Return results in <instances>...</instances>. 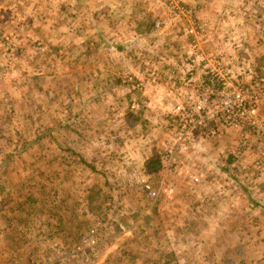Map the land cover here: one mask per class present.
<instances>
[{"label": "rangeland", "instance_id": "374dc122", "mask_svg": "<svg viewBox=\"0 0 264 264\" xmlns=\"http://www.w3.org/2000/svg\"><path fill=\"white\" fill-rule=\"evenodd\" d=\"M3 1L0 174L22 172L23 157L16 147L7 150V144H19L23 129L34 128L37 137L50 127L58 132V153L62 154L58 171L67 175V169L73 170L70 176L75 179L70 181L82 205L85 197L79 183L91 177L89 173L127 174L125 168L131 166L129 172L135 174L140 164L139 172L145 176L136 185L144 197L139 204L96 194L92 222L74 245L80 240L84 246L78 245L77 252L72 247L63 264H264V228L258 219L264 212V99L256 106L253 124L219 127L214 135L192 131L180 143L177 121L170 114L178 101L183 104L188 96L196 98L218 88L221 77L237 87L264 71V0H179L189 12L177 13V22L168 0ZM97 2L103 6L93 10ZM109 3L134 7L132 13L142 16L146 24L142 30L149 29L155 37L137 41L129 34L127 22H117L119 18L110 22L106 10L115 8L110 9ZM158 18L162 22L156 27ZM169 30L181 38L176 43L185 47L178 56L181 65L189 73L202 65L205 78L189 75L169 112L160 113L147 106L145 97L157 82L150 61L163 62L172 56L168 54L172 43L165 39ZM103 32L108 39L101 37ZM188 53L196 58L193 63ZM215 62L222 71L207 70ZM47 79L58 81V113L52 121L44 119L40 96L32 97L37 85ZM19 98L28 100L26 109L15 102ZM131 111L138 121L128 127L122 117ZM37 115L42 118L38 120ZM94 115L100 120H92ZM208 126L218 124L209 121ZM156 140L162 143L155 153L149 152L147 147ZM67 142L87 155L64 153L60 149ZM168 149L176 163L163 167L159 158ZM154 156L159 168L148 172L145 161ZM61 160L75 168H63ZM144 181L158 189L154 199L143 192ZM78 208L82 214L85 207ZM236 244L242 248L239 253L234 250Z\"/></svg>", "mask_w": 264, "mask_h": 264}, {"label": "crops", "instance_id": "0c3cea01", "mask_svg": "<svg viewBox=\"0 0 264 264\" xmlns=\"http://www.w3.org/2000/svg\"><path fill=\"white\" fill-rule=\"evenodd\" d=\"M2 2L4 3L5 1L0 0V9L4 8ZM116 4H108L110 9L115 8L112 12L111 10H106V15L109 16L108 20L110 22L113 18L115 20L119 18L117 22H122L123 24L127 22L128 27H130L129 34L133 36L129 35L128 37L136 38L137 41L155 37L154 33L148 31L149 29L142 30L143 25L146 24L142 23V16L132 13V11L135 12L134 7L127 9L123 5L116 7ZM101 6H103L102 3L97 2L93 10ZM159 8L161 9L160 6ZM144 19L148 20V17ZM104 32L112 36L108 31ZM104 32L100 33L101 37L104 36L105 39H108ZM165 34V39H170L172 43L168 40V44H171L168 54L172 56H169L170 59H165L163 62L150 61V65L153 68L152 72L156 75L155 80L157 82L153 81L154 90L149 89L148 92L150 93L146 94L147 97H145L149 98L147 106L160 113L162 111L169 112L171 105L178 99V95L185 86L184 80H187L189 75H191V79L205 78L202 73V65L194 67L191 73L188 72L186 65H181L178 56L183 52L181 48L184 45L183 43H176L181 38L173 36L171 30ZM123 35V31L122 33L118 32L119 39ZM158 38L162 37L157 36ZM57 49L56 46L52 47L53 51H58ZM152 57L154 58V56ZM169 71L172 72L171 75L168 74ZM26 87L31 89L30 84H27ZM39 96L42 99L41 109L44 119L48 121L55 120L54 118H56L58 113V81L47 79L39 88L37 85V94L34 92L32 97L39 98ZM29 97L30 95L26 96V98ZM26 98H19L15 101L23 110L24 108L26 109L25 103L28 101ZM116 98L122 99L121 96ZM106 101L109 102L108 100ZM127 113L122 117L124 124L128 127L135 126L138 120L133 121L132 125L126 123ZM37 118L39 120L42 117L37 115ZM92 120L100 119L94 115ZM34 133V128L32 130L23 129L20 132L21 142L19 144H7L5 147L9 151L11 148L16 147L18 155L22 156L23 159L20 160L19 164L22 167V170H20L22 172L19 176L0 174V263L3 262L4 264H63L68 259L67 252L72 250V247H76L74 252H77L79 250L78 245L80 247L84 246L80 240L77 246L74 245L78 240L79 234L92 222L95 204L92 199L94 197L98 199L97 195L104 193L107 197H113L114 201L127 199L128 201L132 200L135 204L144 199L140 188L136 186L142 179L141 177L144 176V174L139 172V167L141 166L139 164L138 171L135 173L137 176L130 174L131 166L125 168L127 174H119L117 170H107L104 175L102 173L93 176L92 173H89L91 177L81 179L79 183L80 188L83 189L82 195L85 197L82 205L75 198L76 191L72 187L74 186L72 181H70V179H75L70 176L73 170L67 169L69 171L67 175H63L62 172L58 171V155H62L58 153V132L55 133V128L50 129V127H47L37 133V137H35ZM40 135H42L40 143L35 144L34 140L38 139ZM161 143L162 140H156L147 149L149 148V152L155 153ZM111 144L108 143V146ZM118 144H121V141ZM63 146L64 148L60 150L64 151V153L87 155L86 152L82 154V151H78L79 149L76 151L74 149L75 145H70L69 142ZM79 147L81 149L83 146L79 145ZM15 163V161H12V164ZM60 163H63V160ZM62 167L75 168L68 163H65ZM58 172L61 174H58ZM159 173L165 175L162 170ZM145 174L148 176L147 173ZM76 190L80 194L78 189ZM79 205L85 207L81 209L82 214L79 212ZM258 219L259 223H262H260V227L264 228V212ZM262 238L264 239V237ZM234 248L238 253L242 249L237 244ZM97 262L99 263V257L96 258Z\"/></svg>", "mask_w": 264, "mask_h": 264}, {"label": "built area", "instance_id": "2783aa9c", "mask_svg": "<svg viewBox=\"0 0 264 264\" xmlns=\"http://www.w3.org/2000/svg\"><path fill=\"white\" fill-rule=\"evenodd\" d=\"M168 2L176 22L179 20V17L176 16L177 13H182L185 16L189 12L184 6L179 4V0H168ZM160 21L159 18L156 19L154 26L158 27ZM196 33L193 35L195 36ZM189 55V62L193 63L196 58L193 54L188 53L187 56ZM199 60H201L200 56ZM211 66V68L207 69L210 72L222 71V65L219 62H215ZM218 83V88L208 94H200L196 98L188 96L189 101L187 100L183 104L178 101L173 105L170 114L172 116L171 119L177 121L175 122L178 125L176 139L178 143L185 140L187 137L185 134H189L192 131L202 130L204 131L202 132L203 135H214L216 132H220L219 127H239L244 123H254L253 116L256 112V106L264 99V71L256 73L255 78L247 84L238 85L237 87H231L229 81L223 77L219 78ZM209 121H216L218 126L211 128L208 126ZM191 134L193 135V133ZM159 160L163 167L176 163V157L171 149L166 150ZM142 189L145 195L151 199H154L157 195L158 189L152 187L147 181L142 183ZM83 242H88L87 236L83 238ZM0 264L4 263L1 262Z\"/></svg>", "mask_w": 264, "mask_h": 264}, {"label": "trees", "instance_id": "16d2710c", "mask_svg": "<svg viewBox=\"0 0 264 264\" xmlns=\"http://www.w3.org/2000/svg\"><path fill=\"white\" fill-rule=\"evenodd\" d=\"M133 117L135 120H137V116H136V113H134L133 111H131L130 113H127L126 115V123L128 125H132L133 124V121L131 120V118L129 117ZM145 169L148 171V172H152V171H155L157 168H159V161L157 159V157H150L149 159H147L145 161Z\"/></svg>", "mask_w": 264, "mask_h": 264}]
</instances>
